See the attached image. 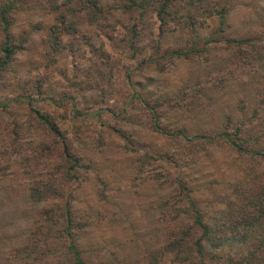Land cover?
<instances>
[{"label": "rangeland", "instance_id": "rangeland-1", "mask_svg": "<svg viewBox=\"0 0 264 264\" xmlns=\"http://www.w3.org/2000/svg\"><path fill=\"white\" fill-rule=\"evenodd\" d=\"M102 1L111 7L123 2ZM232 5L231 19L240 26L229 30L233 35L254 31L264 19V0H232ZM123 13L112 11L114 29L108 26V35L103 26L88 25L82 13L71 15L77 30L64 35L66 39L52 51L45 35L54 26L55 15L31 5L20 6L15 14L14 33L28 36V41L9 71L0 75V264H32L34 254L27 256L24 246L39 222L36 212L46 206L58 214L64 208V201L57 197L46 202L30 200L27 178L19 175L11 180L3 174L10 170L3 171L5 165L20 162L25 151L43 141L35 131L21 139L19 148L14 140L13 122L30 123L32 108L51 117L71 152L80 158L76 179L62 187L65 194L72 192L74 237L92 264H149L153 261L149 254L160 252L165 231L171 225L180 230L192 221L191 214L182 211L194 206L206 222L225 217L231 208L238 213L246 203L237 191L247 194L256 183L264 184L263 158L236 153L226 144L211 141L222 111L234 112L238 102L246 103V109L239 111L251 116L256 105L255 100L240 102L236 91L209 90L220 65L211 53L221 55L224 48L213 49L208 57L146 62L168 47L185 45L189 30L168 33L157 50V13L148 12L144 22L137 14L128 19L129 14ZM134 22L141 36L131 47L124 35L129 36ZM215 22L207 19L198 33L208 35ZM61 30L58 26L56 32ZM193 36L190 33L191 42ZM263 62L252 59L256 76L264 72V65L259 66ZM129 76L138 84L137 90L131 89ZM17 96L23 98L14 100ZM158 103L163 108L167 105L163 114L150 108ZM262 125H253L252 131L262 130ZM166 127L171 132L188 129L189 138L167 136L162 130ZM27 140H31L29 148ZM56 140L62 150L63 143ZM250 143L264 148V137ZM59 179L49 181L58 183ZM48 184L51 189L59 188ZM162 210L167 213L165 218ZM48 246L38 242L36 254ZM246 248L242 244L231 249L239 255ZM208 249V254L227 250ZM44 256L42 263L63 264V253L54 257L49 250ZM168 257L163 256L159 264H165ZM207 264L215 262L208 260Z\"/></svg>", "mask_w": 264, "mask_h": 264}, {"label": "trees", "instance_id": "trees-1", "mask_svg": "<svg viewBox=\"0 0 264 264\" xmlns=\"http://www.w3.org/2000/svg\"><path fill=\"white\" fill-rule=\"evenodd\" d=\"M22 5L44 8L55 15L54 26H51L45 35L49 51L58 49L59 43L66 39L64 35L67 36L73 30H77L76 21L71 15L82 13L88 25L103 26L102 30L108 35L107 27L110 26L111 29H114V25L110 23V14L113 10H120L121 13L124 12L123 14L127 12L128 19L137 14L138 20L141 22H144L148 12H156L159 17L158 32L155 36L157 50H160L162 41L168 33L177 30L188 32L189 30L187 41H184L185 45L168 47L162 54L157 53L153 55V58L148 57L149 61L146 62H157L164 57L167 59H171V57H208L209 52L213 49L224 48L221 55L216 51L211 53L212 57L219 60L220 65L217 68L218 72L212 75L214 81L209 90L212 87H219L220 91H236L240 93V102L247 100L249 104V101L255 100L256 105L251 116L239 111L246 109L244 106L246 103L240 105L238 102L234 112L224 113L222 111L211 141L226 144L236 153L264 159V148L258 149L250 143L254 138L264 137V125H262V130L259 127L252 131L253 125L264 124V72L256 76L254 71L257 68L251 66L252 59L264 60V19L261 18L262 20L254 31L249 30L233 35L229 33V30L234 27L240 28V26L231 19L232 0H123L115 7L105 5L102 0L0 1V75L9 71V66L22 50L23 44L28 41V36L14 33L15 14ZM211 18L216 21L215 27L210 30L208 35L201 36L197 28L203 26L204 22ZM170 22H173L174 25H169ZM58 26H62V30L56 32ZM190 33L194 35L192 42ZM61 34L63 35L61 36ZM139 36L141 34L136 30V23H131L129 36L124 35L127 43L132 47ZM200 43L203 44L202 47L199 46ZM263 65L264 62L259 64V66ZM225 69L227 72L224 73ZM129 82L131 89L137 90L138 84L132 81L130 76ZM250 89L255 90V93H250ZM197 90L195 89V91ZM37 93H40V86L37 87ZM190 95L196 96L195 92H191ZM19 98L23 97L17 96L14 100H19ZM26 100L31 101V99ZM162 106L161 103H158L150 108H155L159 114H163L167 105L165 108ZM30 114L31 122L27 125L13 122L14 140L19 148V144L23 141L21 139L26 140L25 137H30L31 132L35 131L43 137V141L40 139L34 147L25 151L20 162L2 167L3 171L10 168L3 174L10 175L11 180H15L19 175L27 178L25 180L29 182L27 193L30 200L46 202L57 197L64 201V208L59 209L60 213L58 214L51 209L46 210V206L36 212L39 222L35 225L30 233L31 238H28L24 246L25 251L28 252L27 256H31L30 254L33 253L30 261H33L32 264H40L45 258V252L51 250L54 257L58 253H63V264H92L89 262V254L74 237L77 226L73 223V212L69 205V197L72 192L65 194L62 187V184L67 185L76 179V172L81 167L80 158L71 152L62 131L51 117L35 108H32ZM247 127H250L252 132ZM162 130L167 136L174 134L185 139L189 138V130L182 127L172 132L169 127L162 128ZM257 134L259 135L257 136ZM56 139H60L63 143L62 150H60L59 142ZM27 143L29 144L27 148H29L31 140H27ZM16 150L20 152V149ZM64 161L71 163L65 165ZM84 166L82 165V167ZM63 168H65L64 171H59ZM56 176L57 178L61 177L58 183L54 180L49 181L50 178ZM48 182L59 188L51 189ZM252 189L247 194H241L243 192L241 189V191H237L239 198H245L246 206L243 210L235 213L231 208L230 211L226 210L225 217L221 216L213 221H204L203 215L194 206L182 211L183 214L190 213L192 221L180 230L171 225L163 234V243L159 254L157 252L149 254L153 257V261L149 264H159L164 261L162 260L163 256H169L165 264H207L208 260H213L215 264H264V184L257 185L256 183ZM162 213L165 214L162 218H165L167 213L163 210ZM168 220H171V215ZM35 236L39 238L36 241L34 240ZM41 237L43 240L40 239ZM52 238L53 241H50ZM38 242L49 245L47 250L40 255L36 254ZM242 244L247 248L237 255L238 252L236 253L231 248L239 249V245ZM208 246L214 250L222 248L227 250L225 254H208ZM42 264H49V262Z\"/></svg>", "mask_w": 264, "mask_h": 264}]
</instances>
